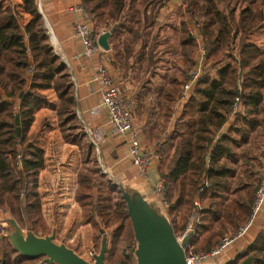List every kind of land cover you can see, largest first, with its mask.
Segmentation results:
<instances>
[{
  "label": "trees",
  "instance_id": "1",
  "mask_svg": "<svg viewBox=\"0 0 264 264\" xmlns=\"http://www.w3.org/2000/svg\"><path fill=\"white\" fill-rule=\"evenodd\" d=\"M182 2L184 10L172 12L179 18L181 60L191 67V55L196 49L185 24L189 18L209 41L210 50L204 58L209 65L195 82L185 109L163 146L165 157L167 148L176 140L171 162H162L158 171L164 180L163 198L174 235L184 230L191 217H198L200 224L190 245L194 253H202L219 243L228 226L235 231L243 225L254 201L256 186L248 191L247 198L224 203L226 189L221 183H226L225 172L232 170L220 161L233 132L240 133L242 142L257 126L264 129V55L248 41L249 35L264 23V0ZM82 3L94 37L113 27L114 35L129 29L134 0ZM21 13L27 15L24 23ZM174 51L170 47V53ZM211 71L215 77H211ZM176 73L172 72L169 78L171 89L165 90L166 96L177 91ZM47 89H53L59 100L56 114L63 141L80 144L70 76L53 51L37 0H20L17 4L0 0V207L19 229L35 236L49 233V226L37 188V177L44 167V150L36 137L29 134V128L35 110L46 102L42 91ZM236 97L244 112L236 113L227 134L215 139L214 133L227 121ZM15 104L19 110L14 114ZM17 153L22 158L19 171L12 166ZM90 173L92 170L81 169L77 174L74 200L81 210V222L91 227L92 251L97 253L105 246L104 264H124L116 254L118 246L125 242L130 251L138 249L127 202L109 180L101 182L95 192ZM205 182L208 186L200 191ZM46 260L44 255H22L6 236L0 235V264H58ZM227 264H264V232H259Z\"/></svg>",
  "mask_w": 264,
  "mask_h": 264
},
{
  "label": "crops",
  "instance_id": "2",
  "mask_svg": "<svg viewBox=\"0 0 264 264\" xmlns=\"http://www.w3.org/2000/svg\"><path fill=\"white\" fill-rule=\"evenodd\" d=\"M15 3H20V0H15ZM37 3L53 51L70 76L74 111L78 119L77 133L81 141L80 144L63 141L56 114L59 104L57 94L53 89L42 91L46 102L35 110L29 134L36 137L37 143L44 150V167L38 174L37 188L49 233L35 236L26 229H19L5 212L0 219L6 222V229L4 234L0 235L6 236L11 244L12 240H17L16 245L20 243L17 234L13 235L14 229L20 230L19 233L22 235L29 234L39 240L50 238L51 234L55 233L57 225L48 223L43 200L48 205L53 199L52 195H55V207L63 219L73 217L76 222L73 224L78 226V230L83 228L87 233L90 232L92 253L91 227L82 224L81 210L74 200L77 174L81 169L85 171L89 169L92 170L89 178L93 190L97 192L101 182L111 181L115 189L123 195L127 205L132 206L142 227L154 234L164 251L179 259L181 254L174 246L172 218L155 196L154 186L160 179L158 171L160 164L165 161L166 165H169L171 162L176 140L167 148L165 157L162 149L188 102L187 99L184 104L176 105L184 71L198 68V41L192 36V32H196L200 38L202 34L192 19H185L189 35L196 43V49L191 55L193 63L188 67L183 64L179 55V18L172 15L174 11L181 13L184 10L182 0H134V9L129 17V29L115 35L112 31L108 39V50L99 47L90 57H85L82 45L73 33L76 15L69 10L73 0H37ZM21 14L24 23L27 15ZM263 27L264 23L249 35L248 41L255 44L264 55ZM103 32L106 31L95 35V39L97 40ZM170 47L175 49L172 54ZM166 61L168 62L166 67H162ZM100 65L109 69L113 83L117 86L122 102L128 108L133 125L138 131L141 148L161 146L159 157L147 170L145 179L139 176L137 168L131 164L124 138L115 135L106 110L100 105L99 84L93 81V75ZM208 65L209 63L203 61L200 75ZM174 71L177 72V91L166 96L165 90L171 89L169 78ZM210 74L211 77H215V72L211 71ZM14 106L18 107V104ZM239 111L244 112V108L240 106ZM234 120L235 115L230 114L222 127L214 133L215 139L227 134ZM54 137H58L62 145L56 147L51 144ZM89 142L91 146L88 145ZM226 147L228 150L220 162H226L232 173L225 172L226 183L223 181L221 187L226 189L224 203L229 204L247 198L248 191L257 185L263 169L264 129L257 126L242 142L240 133L233 132L232 140ZM55 154L59 155L60 160H53ZM232 231L233 228L228 226L225 234ZM261 231L264 232V208L245 235L236 238L224 255L200 264H227L250 245ZM15 249L23 254L20 245Z\"/></svg>",
  "mask_w": 264,
  "mask_h": 264
},
{
  "label": "built area",
  "instance_id": "3",
  "mask_svg": "<svg viewBox=\"0 0 264 264\" xmlns=\"http://www.w3.org/2000/svg\"><path fill=\"white\" fill-rule=\"evenodd\" d=\"M69 10L76 15V22L73 25V33L79 39L82 45V53L85 57H90L99 46L96 43V39L92 34V24L89 17L85 14L84 5L82 0H73V4ZM192 36L196 38L197 43V55L199 61L197 63V70H185L184 79L181 81L180 90L177 95L176 105L184 104L188 99L190 91L192 90L195 82L200 76V68L203 64L206 53L210 50V44L207 38L198 37L196 32H192ZM93 81L99 84L100 105L106 110L108 121L113 129V132L117 136H122L127 146V155L130 162L138 170L139 176L147 178V170L151 164L158 159L161 146L156 145L151 149H142L139 143V134L134 127L131 114L128 108L122 102L120 92L117 86L114 85L111 78L108 67L100 65L93 75ZM241 102L238 97L234 99V103L231 107V115H235L240 110ZM18 107H13V112L16 113ZM19 146V144H18ZM12 166L16 171L22 168L21 154L17 153L13 160ZM208 183L205 182L200 188L207 187ZM165 184L164 180L159 179L154 186L155 196L162 202L167 208V203L164 200ZM196 208L200 209V205L197 201L194 202ZM264 208V157H263V169L261 176L256 185L254 201L252 204L251 213L247 221L239 226L234 232L224 234L219 243L207 252L194 253L190 245V241L195 235L196 227L200 224L198 217H191L188 225L184 230L175 236L176 243L180 246L184 256L185 264H200L204 261L215 259L221 255H224L228 249L232 246V243L236 238H240L245 235L249 227L252 225L256 217ZM5 214V211L0 207V217ZM6 229V222L0 219V234H4Z\"/></svg>",
  "mask_w": 264,
  "mask_h": 264
},
{
  "label": "water",
  "instance_id": "4",
  "mask_svg": "<svg viewBox=\"0 0 264 264\" xmlns=\"http://www.w3.org/2000/svg\"><path fill=\"white\" fill-rule=\"evenodd\" d=\"M113 31V28L109 31L103 32L100 34L96 40L97 45L104 49L108 50L109 43L108 39ZM128 211L132 219L135 238L138 243V264H185L184 256L181 251L180 246L175 241L174 236V246L177 252L181 254L179 258L183 261H179L178 257L164 251L157 241L154 234L145 228L139 223L135 211L132 206L128 205ZM21 237V235H19ZM22 243V251L24 252L22 255L26 257H36L40 255H44L47 258V262H57L58 264H86L80 258L75 256L71 252H66L62 250V248L56 246L55 244L49 241V238L46 240H39L30 236L27 242L21 240ZM26 248H25V246ZM32 246L35 248L33 249ZM24 249V250H23ZM102 250L99 252V256L96 258L95 264H104L103 257L105 246L102 245Z\"/></svg>",
  "mask_w": 264,
  "mask_h": 264
},
{
  "label": "rangeland",
  "instance_id": "5",
  "mask_svg": "<svg viewBox=\"0 0 264 264\" xmlns=\"http://www.w3.org/2000/svg\"><path fill=\"white\" fill-rule=\"evenodd\" d=\"M10 2H14L15 0H10ZM22 20V19H21ZM264 28V27H263ZM264 40V39H263ZM264 42V41H263ZM261 48V47H260ZM264 48V47H262ZM51 144L58 147L61 144L60 139L57 137H54L51 141ZM53 150L54 148L51 147ZM56 157L53 158V160L58 161L60 160L59 155L55 154ZM65 155H63L64 157ZM53 199L50 201L47 205V202L43 200L44 204V213L46 214V218L48 220V223L51 225L56 224L57 229L55 230V233L51 234L49 241L51 243H54L56 246L62 248V250H65L66 252H71L78 258H80L82 261H84L86 264H95L96 258L99 256L100 250H102L100 247L99 251L96 253L92 252L90 253L91 244L90 239L91 235L90 232L87 233V231L83 228L78 230V226L74 220V218H66L63 219V216L60 214L59 210L55 207V195H52ZM45 197V196H44ZM55 207V208H54ZM67 221V222H66ZM66 222V225L63 226V223ZM61 227H63L61 229ZM20 230L14 229V236L17 234V239L19 241V245L22 249V243L21 240L24 242H27L29 239V234L22 235L19 233ZM19 235H22L21 237ZM13 239V238H12ZM17 240H12V246L14 248H19V245H16L15 243ZM25 246V245H24ZM134 247V246H133ZM26 248V246H25ZM34 249L35 247L32 246ZM24 250V249H23ZM137 250L130 251V248H128V244L125 242H122L118 248L116 249V254L119 256V258L124 262V264H138V254L136 252ZM24 253V252H23ZM179 261H183L181 258H179Z\"/></svg>",
  "mask_w": 264,
  "mask_h": 264
}]
</instances>
